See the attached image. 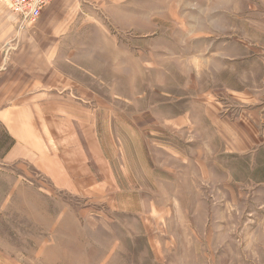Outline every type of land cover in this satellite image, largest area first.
<instances>
[{
	"label": "rangeland",
	"instance_id": "rangeland-1",
	"mask_svg": "<svg viewBox=\"0 0 264 264\" xmlns=\"http://www.w3.org/2000/svg\"><path fill=\"white\" fill-rule=\"evenodd\" d=\"M105 4L102 26L86 31L95 53L81 50L68 70L87 75L101 102L95 111L121 128L112 140L116 176L140 139L157 160L159 188L149 163L143 190L106 187L98 176L99 187L73 195L19 162L27 186L0 188V264H264V145L229 154L212 122L249 112L263 122L264 0ZM172 117L192 123L171 132L160 123ZM8 143L0 132V152ZM121 144L133 155L118 156ZM186 155L196 168L202 157L208 177L193 166L186 176ZM172 165L177 173L166 171ZM68 212L75 227L60 223Z\"/></svg>",
	"mask_w": 264,
	"mask_h": 264
},
{
	"label": "crops",
	"instance_id": "crops-1",
	"mask_svg": "<svg viewBox=\"0 0 264 264\" xmlns=\"http://www.w3.org/2000/svg\"><path fill=\"white\" fill-rule=\"evenodd\" d=\"M105 1L51 0L40 17L30 24L19 22L0 2V132L9 139L0 152L1 189L5 182L7 188H16L17 193L22 186H27L20 180L17 168L23 161L36 167L54 188L73 195L99 187L98 176L100 181L107 180L106 187L108 184L119 187L120 183V188L143 190L145 163L152 164L153 187L160 182L153 174L157 160L153 153L147 159L140 139L135 143L137 149L133 152L134 159L129 161L130 168L126 167V161L120 177L116 176L112 168V140L121 139L117 134L121 128L113 131V125L117 124L95 111L101 108V102L94 99L96 90L81 79L87 75L78 68L75 73L68 70V63L75 66V55L81 50L91 45L94 52L96 36H89L86 31L102 26ZM202 118L205 120L204 115ZM212 122L217 125L215 139L227 142L225 150L229 154L249 152L257 145H264V118L261 124L257 123L254 114L249 112L242 113L233 122L218 115ZM188 123L192 119L189 122L172 117L160 124L173 132L177 124L185 127ZM116 153L121 157L133 155L122 144ZM180 161L187 176L193 165L188 155ZM196 163L195 171L208 177L202 157ZM166 171L177 173L175 165ZM168 184L173 186L171 182ZM137 193L141 194L139 190ZM136 200L142 198L137 196ZM47 209L44 207L42 212ZM31 211L35 214L34 209ZM45 215L43 221L50 225L51 220ZM59 219L62 226L75 227V215L71 212Z\"/></svg>",
	"mask_w": 264,
	"mask_h": 264
},
{
	"label": "built area",
	"instance_id": "built-area-1",
	"mask_svg": "<svg viewBox=\"0 0 264 264\" xmlns=\"http://www.w3.org/2000/svg\"><path fill=\"white\" fill-rule=\"evenodd\" d=\"M21 23H34L51 0H2Z\"/></svg>",
	"mask_w": 264,
	"mask_h": 264
}]
</instances>
